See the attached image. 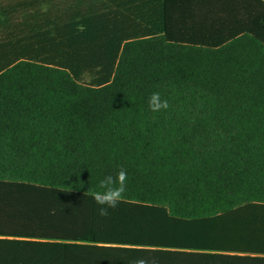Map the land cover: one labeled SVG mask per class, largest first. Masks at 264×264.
Here are the masks:
<instances>
[{
  "label": "trees",
  "instance_id": "1",
  "mask_svg": "<svg viewBox=\"0 0 264 264\" xmlns=\"http://www.w3.org/2000/svg\"><path fill=\"white\" fill-rule=\"evenodd\" d=\"M88 11L0 6V264H264V0Z\"/></svg>",
  "mask_w": 264,
  "mask_h": 264
},
{
  "label": "crops",
  "instance_id": "2",
  "mask_svg": "<svg viewBox=\"0 0 264 264\" xmlns=\"http://www.w3.org/2000/svg\"><path fill=\"white\" fill-rule=\"evenodd\" d=\"M111 0H0L1 9L7 16H15V22L22 21L27 24L26 29L31 31V25H34L33 16L55 15L80 16L89 13L88 10H101L100 15L105 14V8L110 6ZM119 2V1H118ZM118 3L114 4V8ZM11 14V15H9ZM73 20H71V24ZM79 27L76 26V31Z\"/></svg>",
  "mask_w": 264,
  "mask_h": 264
},
{
  "label": "clouds",
  "instance_id": "3",
  "mask_svg": "<svg viewBox=\"0 0 264 264\" xmlns=\"http://www.w3.org/2000/svg\"><path fill=\"white\" fill-rule=\"evenodd\" d=\"M149 108L153 112H158L161 109L169 107L167 100H162L159 92H153L148 100ZM127 172L124 168H120L116 176L106 175L97 185V189H88L85 194L92 196L95 203L100 205L98 214L107 216L109 208H115L118 203L124 199L126 192ZM131 264H158L156 258H135Z\"/></svg>",
  "mask_w": 264,
  "mask_h": 264
}]
</instances>
